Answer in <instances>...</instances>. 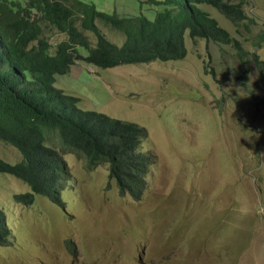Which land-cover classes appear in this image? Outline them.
Masks as SVG:
<instances>
[{"label":"rangeland","instance_id":"rangeland-1","mask_svg":"<svg viewBox=\"0 0 264 264\" xmlns=\"http://www.w3.org/2000/svg\"><path fill=\"white\" fill-rule=\"evenodd\" d=\"M83 1L149 19L163 8L146 0ZM200 7L264 59V43L252 44L264 28V0L244 6L252 32ZM41 24L52 47L66 38ZM96 24L109 41L123 43L121 31ZM77 26L95 45L93 32ZM184 38L181 59L112 68L76 60L56 75L54 85L77 96L82 109L145 129L140 148L153 155L146 185L140 200L121 195L107 164L90 169L84 158L63 153L70 174L63 209L38 194L30 205L16 202L14 194L29 186L0 172V207L14 235L0 246V264H264V79L247 56L240 81L243 67L231 44L192 39L187 30ZM0 159L16 163L22 154L0 140Z\"/></svg>","mask_w":264,"mask_h":264},{"label":"trees","instance_id":"trees-1","mask_svg":"<svg viewBox=\"0 0 264 264\" xmlns=\"http://www.w3.org/2000/svg\"><path fill=\"white\" fill-rule=\"evenodd\" d=\"M146 1L163 7L153 19L144 14L119 16L83 0H0V140L22 154V160L16 163L0 159V172L15 176L30 188L15 193L16 202L30 205L38 194L64 209L61 191L70 174L63 153L84 158L90 169L107 164L108 175L115 180L121 195L129 194L135 200L142 197L153 160L151 151L140 148L146 131L134 122L82 109L77 96L54 85L56 75L69 72L76 60L112 68L181 59L187 53V30L192 39L231 44L243 67V84L247 78V56L264 79V59L256 51L246 52L237 38L200 7L212 6L252 32L255 21L245 11L247 0ZM96 20L121 31L125 36L123 43L109 41ZM42 21L65 33L66 38L52 47L42 36ZM77 23L93 32L95 45H91ZM263 43L261 28L252 44L259 48ZM261 102L264 106V98ZM13 241L0 207V246ZM65 247L76 251L70 239L65 240Z\"/></svg>","mask_w":264,"mask_h":264},{"label":"clouds","instance_id":"clouds-1","mask_svg":"<svg viewBox=\"0 0 264 264\" xmlns=\"http://www.w3.org/2000/svg\"><path fill=\"white\" fill-rule=\"evenodd\" d=\"M138 125V124H137ZM72 154V153H71ZM263 213H264V208H263ZM6 221H7V219H6ZM7 225H8V223H7ZM9 227V226H8ZM10 228V227H9ZM11 230V229H10ZM12 232V231H11ZM13 235V234H12ZM14 236V235H13ZM10 245V244H9ZM66 248V247H65ZM67 249V248H66ZM67 251H69L70 253H74L73 251L71 252L69 249H67ZM72 255H76V254H72Z\"/></svg>","mask_w":264,"mask_h":264}]
</instances>
